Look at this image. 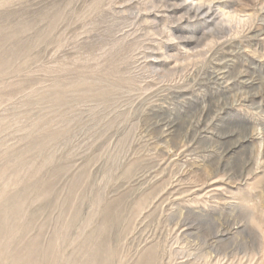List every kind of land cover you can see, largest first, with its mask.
<instances>
[{"label":"rangeland","instance_id":"obj_1","mask_svg":"<svg viewBox=\"0 0 264 264\" xmlns=\"http://www.w3.org/2000/svg\"><path fill=\"white\" fill-rule=\"evenodd\" d=\"M0 243L264 264V0H0Z\"/></svg>","mask_w":264,"mask_h":264},{"label":"clouds","instance_id":"obj_2","mask_svg":"<svg viewBox=\"0 0 264 264\" xmlns=\"http://www.w3.org/2000/svg\"><path fill=\"white\" fill-rule=\"evenodd\" d=\"M226 19H228V20H238L239 19V17H237V16H233L231 13H229V14H227V16H226ZM246 19V18H245ZM244 21L243 20H240V23H243Z\"/></svg>","mask_w":264,"mask_h":264},{"label":"bare ground","instance_id":"obj_3","mask_svg":"<svg viewBox=\"0 0 264 264\" xmlns=\"http://www.w3.org/2000/svg\"><path fill=\"white\" fill-rule=\"evenodd\" d=\"M12 213H13V211H8V214H3L2 215V219H4L5 221L8 219V216L9 215H12ZM13 214H15V213H13ZM3 241V240H2ZM1 244V243H0ZM2 247H4V246H2ZM1 248V247H0ZM4 249V248H3ZM3 249H1V250H3ZM30 260V259H29ZM17 261V260H16ZM95 261V260H94ZM32 261H30V263H31ZM19 263V262H18Z\"/></svg>","mask_w":264,"mask_h":264}]
</instances>
